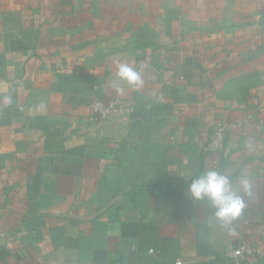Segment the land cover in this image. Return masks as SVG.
Segmentation results:
<instances>
[{
  "label": "crops",
  "instance_id": "0c3cea01",
  "mask_svg": "<svg viewBox=\"0 0 264 264\" xmlns=\"http://www.w3.org/2000/svg\"><path fill=\"white\" fill-rule=\"evenodd\" d=\"M113 97L130 111L90 120ZM211 168L253 185L228 227L187 193ZM240 243L264 264V0H0V264H236Z\"/></svg>",
  "mask_w": 264,
  "mask_h": 264
},
{
  "label": "clouds",
  "instance_id": "9594fccd",
  "mask_svg": "<svg viewBox=\"0 0 264 264\" xmlns=\"http://www.w3.org/2000/svg\"><path fill=\"white\" fill-rule=\"evenodd\" d=\"M144 84L142 72L130 64L117 61L116 79L112 87L123 94L122 85L139 90ZM10 103V98L5 97ZM234 186L233 178L215 168L208 169L194 177L187 187L189 197L196 202L207 201L214 209L213 216L222 227H228L245 212V197L253 195V185L247 176H241Z\"/></svg>",
  "mask_w": 264,
  "mask_h": 264
},
{
  "label": "built area",
  "instance_id": "2783aa9c",
  "mask_svg": "<svg viewBox=\"0 0 264 264\" xmlns=\"http://www.w3.org/2000/svg\"><path fill=\"white\" fill-rule=\"evenodd\" d=\"M135 68L142 72V76H147L152 73V67L145 59H137ZM90 120H102L112 116L125 114L130 111V106L125 101L113 98H96L90 104ZM251 115H247L245 119L249 120ZM227 124L218 125L213 133L210 141V149L213 152L221 150L226 131L228 130ZM260 250L256 247L250 246L245 243L238 244L232 249L230 256L232 260L238 264L239 261L247 255L259 254ZM180 262H177L179 264Z\"/></svg>",
  "mask_w": 264,
  "mask_h": 264
},
{
  "label": "trees",
  "instance_id": "16d2710c",
  "mask_svg": "<svg viewBox=\"0 0 264 264\" xmlns=\"http://www.w3.org/2000/svg\"><path fill=\"white\" fill-rule=\"evenodd\" d=\"M210 141H211V140H210ZM223 144H224V141H223ZM208 146H209V148H210V142H209V145H208ZM222 148H223V147H222ZM210 150H211V149H210ZM211 151H212V150H211ZM220 151H221V150H218V151H216V152H213V151H212V152H213V153H219Z\"/></svg>",
  "mask_w": 264,
  "mask_h": 264
}]
</instances>
